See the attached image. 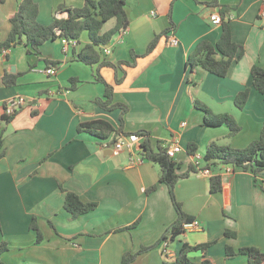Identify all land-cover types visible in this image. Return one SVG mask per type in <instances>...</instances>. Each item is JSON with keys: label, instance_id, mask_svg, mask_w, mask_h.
I'll use <instances>...</instances> for the list:
<instances>
[{"label": "crops", "instance_id": "1", "mask_svg": "<svg viewBox=\"0 0 264 264\" xmlns=\"http://www.w3.org/2000/svg\"><path fill=\"white\" fill-rule=\"evenodd\" d=\"M19 1L0 0V43L9 34V18ZM32 1L42 25L66 18L60 7L80 8L85 2ZM210 1L125 0L127 28L100 47V56L114 65L134 64L120 65L118 84L114 69L98 68L113 87V102L127 107L122 125L120 109L105 111L94 103L105 91L95 81L97 66L72 62L71 45L64 39L44 43L38 56L28 55L22 44L0 51V138L5 149L0 159V243L7 245L0 254L3 264H121L125 253L142 248L150 249L130 264H165L176 260L183 244L205 246L189 255L194 264H247L245 255L228 256L227 247L237 252L252 246L264 252V178L255 179L241 168L208 170L203 160L212 142L241 149L259 137L264 96L252 87L250 69L255 65L264 70V0H219L216 7L207 6ZM214 13L228 20L232 40L243 51L225 77L187 65L199 42L219 39L221 25L211 22ZM115 24V19L107 21L101 34ZM166 30L153 52L143 55L152 39ZM169 38H176L178 45H168ZM89 43L82 33L76 48ZM44 59L60 63L53 76L41 66ZM4 72L19 74L15 86L3 85ZM70 79L77 80L74 89H69ZM245 89L248 100L238 109L234 99ZM18 95L27 105L4 122L3 102ZM196 101L214 115L231 116L240 131L226 139L225 125L205 126ZM96 120L109 123L114 132L101 140L77 131L80 123ZM138 132L143 137L134 151L115 152L120 138ZM145 140L155 152L179 145L174 159L178 173L189 165L201 169L175 186L176 200L199 229L184 231L165 247L161 238L176 212L166 185L158 183V166L142 160L139 148ZM190 143L196 146L193 155L187 152ZM212 175L221 176L220 193L210 192ZM60 186L84 203H96V208L72 218L64 209ZM152 186L156 189L148 192ZM33 220L42 236L39 242L30 228Z\"/></svg>", "mask_w": 264, "mask_h": 264}, {"label": "trees", "instance_id": "2", "mask_svg": "<svg viewBox=\"0 0 264 264\" xmlns=\"http://www.w3.org/2000/svg\"><path fill=\"white\" fill-rule=\"evenodd\" d=\"M219 0H211L206 5L209 7L218 6ZM125 0H85L84 5L80 8H65L60 7V11L67 13L66 18H54L53 22L49 25H42L37 21L38 7L32 0H21L18 2L16 12L10 16V31L3 43H0V51L8 50L17 45H24L28 55L38 56L40 54L41 46L56 38H62L71 45L72 49V62L82 63L88 67L97 66L95 81L105 86L103 98L95 99L94 103L105 111H112L115 109L121 110L120 123L123 124V115L127 111V107L113 102V87L107 84L98 74V68L110 67L115 71V83L121 82V78H117V72L120 65L131 66L132 62H121L114 65L105 62L100 56V47L106 45L114 34L121 30H126L128 25L127 16L124 10ZM115 19V26L108 32L101 34L103 25ZM221 34L215 43L208 41H201L197 44L194 51L188 56L187 65L191 68L199 67L204 71L218 77H225L233 61L239 60L243 51L233 40L228 25V20L222 18ZM168 30L163 31L161 34L155 36L148 44L147 49L143 55L150 54L157 46L160 38L166 36ZM82 33L87 34L90 43L80 50L76 46L80 42ZM72 43H74L72 45ZM132 57L136 55L132 52ZM43 62L45 68H58V62H50L48 60H40ZM33 66L30 67V69ZM124 73V72H123ZM19 74H9L4 72L2 77L3 85L12 87L16 85V80ZM252 78V87L261 95L264 96V70L258 66L253 65L250 69ZM69 89L75 88L77 80L70 79ZM249 89H245L238 93L234 99L235 105L238 109H242L248 100ZM194 106L204 113L205 126H221L228 127L229 132L226 139L235 136L240 127L229 115H214L204 104L196 101ZM12 116L5 117L2 115V120L8 122ZM78 132H86L97 139H106L114 129L112 126L102 120L90 121L80 123L77 126ZM117 133V131H116ZM138 132L137 135H141ZM129 135V134H128ZM141 147L144 152H140L142 159L153 163L159 168L158 183L166 185L170 196L171 203L176 212L175 221L169 226L165 234L161 238V242L166 240L173 241L179 235L184 233V225L191 223L193 218L181 208L180 203L175 197V186L178 181L189 178L192 173H197L201 169L196 165H189L188 169L183 173H178L179 165L172 158L168 157L164 149L159 148L157 152L153 151L145 140ZM196 151V146L193 143L188 144L187 152L193 155ZM5 149L3 141L0 138V159L4 156ZM205 162V169L210 170L217 166H226L231 168H241L244 171L252 173L255 179L264 178V121L262 123L261 131L258 139L250 142L247 146L241 149H234L230 145L222 142H212L208 145L205 155L203 157ZM209 187L211 193H220L222 189V182L220 175H212L209 177ZM64 195V209L70 213L72 218H77L80 215L93 211L96 208V203H84L79 197L69 191L61 188ZM156 186L149 188L148 192H152ZM30 228L37 234V241H41L42 236L36 227L35 220L32 221ZM1 229V228H0ZM205 246L189 247L183 244L180 249L179 255L172 263L165 264H194L189 260V255L193 251H202ZM150 248H142L139 252L125 253L122 256L121 264H130L135 257L147 251ZM7 250L6 243H0V254ZM241 254L247 257V264H264V252L256 247H243L235 252L232 248H226V254L232 256L234 254ZM0 264H3L0 261ZM200 264H210L207 260L202 261Z\"/></svg>", "mask_w": 264, "mask_h": 264}, {"label": "built area", "instance_id": "3", "mask_svg": "<svg viewBox=\"0 0 264 264\" xmlns=\"http://www.w3.org/2000/svg\"><path fill=\"white\" fill-rule=\"evenodd\" d=\"M260 16L264 17V12H261ZM211 22L214 25H220L222 22V19L220 18V15L218 13H214L211 15ZM124 32H125V30H121V33H124ZM65 42H66V44H68L67 41H65ZM73 44L74 43H72V45ZM168 45L174 46V47L177 46L178 45L177 39L176 38H169ZM102 52L105 54L109 53V51L106 49H104ZM45 73L49 76H53L55 74V68H53V67L47 68L45 70ZM26 105H27V100L23 96L18 95V96L7 98L3 102V115L5 117L13 116L18 110H20L23 106H26ZM141 137H143V136H141ZM141 137L138 136L137 134H129L127 136L120 138L114 144L115 152H119L124 148L129 150L130 152L134 151L135 147L138 144ZM164 150H165V153L167 154V156L174 160L176 154H178L181 151V148L177 144H172V145H169L168 147H166ZM196 164H198V163H196ZM203 173L208 174V170H204ZM195 229H199V224L197 221H192L191 223L184 225L185 231H191V230H195ZM168 242H169V240H166L163 242L164 247L167 246Z\"/></svg>", "mask_w": 264, "mask_h": 264}, {"label": "water", "instance_id": "4", "mask_svg": "<svg viewBox=\"0 0 264 264\" xmlns=\"http://www.w3.org/2000/svg\"><path fill=\"white\" fill-rule=\"evenodd\" d=\"M140 152H144V149L142 147L139 148Z\"/></svg>", "mask_w": 264, "mask_h": 264}, {"label": "rangeland", "instance_id": "5", "mask_svg": "<svg viewBox=\"0 0 264 264\" xmlns=\"http://www.w3.org/2000/svg\"><path fill=\"white\" fill-rule=\"evenodd\" d=\"M41 64V66H43V63H40Z\"/></svg>", "mask_w": 264, "mask_h": 264}]
</instances>
